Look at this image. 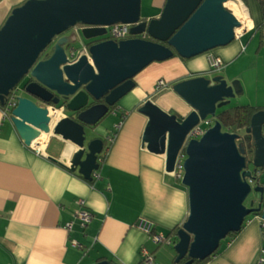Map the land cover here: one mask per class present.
<instances>
[{"label": "water", "instance_id": "water-1", "mask_svg": "<svg viewBox=\"0 0 264 264\" xmlns=\"http://www.w3.org/2000/svg\"><path fill=\"white\" fill-rule=\"evenodd\" d=\"M228 0H166L158 17L143 18L142 0H25L14 7L0 28V104L11 91L22 90L10 120L27 146L42 133L73 142L70 169L91 180L104 149L100 137L88 139L95 126L118 101L136 86L135 76L154 61L179 55L192 58L232 42L241 27ZM131 24V37L93 42L107 33L106 26ZM83 25L89 56L77 53L67 31ZM146 33L148 38L140 37ZM166 42V43H164ZM71 46V47H70ZM26 81L20 85L23 79ZM176 93L161 107L151 98L138 111L148 120L142 145L164 155L165 170L174 171L180 152L186 154L181 179L188 189L189 212L177 230L175 262L193 264L212 256L229 233L240 232L250 214L261 212L264 221V109L253 114L246 131L252 157L242 135L224 131L219 108L243 93L239 80L222 74L180 79L170 88ZM92 101H99L90 105ZM78 112L64 115L49 104ZM40 102L46 103L42 106ZM214 124L200 136L189 132L203 119ZM91 128V129H89ZM57 161L56 158H51ZM251 180L259 183L252 185ZM252 193L259 202L248 204ZM264 238V233H263ZM93 264H117L101 259Z\"/></svg>", "mask_w": 264, "mask_h": 264}, {"label": "crops", "instance_id": "crops-1", "mask_svg": "<svg viewBox=\"0 0 264 264\" xmlns=\"http://www.w3.org/2000/svg\"><path fill=\"white\" fill-rule=\"evenodd\" d=\"M24 1L0 0V28L12 9ZM243 1L240 8L247 12L251 26L244 25L240 37L192 58L176 55L154 61L135 76V88L113 108L119 123L111 127L99 121L90 132L103 138L105 144L91 180L70 169L71 156L78 148L73 142L59 135L47 142L43 133L41 142L50 144L46 150H40L39 142L27 146L0 107L1 259L7 264H93L105 258L121 264H145L141 258V247L145 246L154 255L152 264H174V247L167 242L156 244L138 223L150 221L154 232L174 236L167 233L181 226L188 215V189L179 177L165 170L164 155L142 145L148 118L138 107L149 98L164 107L176 95L170 88H156L163 78L172 81L222 74L228 80L241 79L245 87L237 96H244L248 85L238 74L229 73L230 66L239 65L237 60L243 56L254 59L245 53L255 45L250 39L245 42L244 37L252 33L253 38L264 30V19L259 0ZM148 2L151 7L141 13L147 19L158 17L166 0ZM208 54L222 58V70L210 68ZM255 98L249 95L248 103L264 106L260 94L257 103ZM82 208L93 215L85 228L77 218ZM70 222L69 230L66 226ZM250 222L247 220L237 236L224 241V246L202 264H255L264 248L263 229L261 224ZM73 239L82 245L74 246Z\"/></svg>", "mask_w": 264, "mask_h": 264}, {"label": "built area", "instance_id": "built-area-1", "mask_svg": "<svg viewBox=\"0 0 264 264\" xmlns=\"http://www.w3.org/2000/svg\"><path fill=\"white\" fill-rule=\"evenodd\" d=\"M228 1H231L235 4H237L239 7H244V5H245L243 0H228ZM226 6H227V4H226ZM227 7L232 11L230 6H227ZM232 13H233V11H232ZM240 22H241V27H240L241 30L239 31L238 28L235 29L236 37L241 36V33H242L244 25H245V23L243 21H240ZM82 26L83 25H76L73 28L75 30H80L82 28ZM131 26L132 25L128 24V23H117V24H113L111 26H106L107 33L104 34L102 37L105 39L113 38L116 40L128 38L130 36ZM74 34H75V32H73L72 35H74ZM139 36L145 38L146 33L140 34ZM77 53H80V54L86 53L90 59V54H89L86 46H83V47L77 49L76 51L71 50L68 53V56L70 59H73L76 57ZM207 60H208V64H209L210 68L214 71L222 70V68L224 67V62H223L222 58L219 56H216L214 54H208ZM167 85H168V83L166 82V80L159 79L157 81L156 88L157 89L166 88ZM16 104H17L16 94L13 93L6 100L5 108H4L5 114L9 115L10 111L12 110V108H14L16 106ZM212 123H213L212 118H205V119L201 120L189 132L188 139L200 138V136L206 131L208 126H210ZM34 146L35 145L32 143V145L30 147H34ZM40 150L43 151L41 148H40ZM185 158H186V154L184 152H180L178 157H177L176 163H175L174 171H172V173L175 174L177 177H179V179H182V176H183V171H184L183 162H184ZM259 182L264 183V174H261V178H260ZM259 182L256 180H251V183L253 186L258 184ZM92 216H93L92 212L86 208H82L81 210H79L77 213V218L79 220L81 227L85 228L88 225V223L90 222ZM138 226L140 228H142L143 230H145L146 232H148L149 234H151V238L156 244H161L162 242H167V244L173 246L176 242L175 236L166 237V235L154 232V226L150 221L141 220L138 223ZM261 226H262V229H264V221L263 220H261ZM66 227L70 230L72 228V222L68 223ZM71 243L77 247H80L82 245L78 240H75V239H73L71 241ZM141 258L145 264H152L154 262V255L145 246L141 247ZM255 264H264V248L261 249L260 254L256 259Z\"/></svg>", "mask_w": 264, "mask_h": 264}, {"label": "rangeland", "instance_id": "rangeland-1", "mask_svg": "<svg viewBox=\"0 0 264 264\" xmlns=\"http://www.w3.org/2000/svg\"><path fill=\"white\" fill-rule=\"evenodd\" d=\"M147 7H149V8L151 7L148 0H142V9H143L141 12L142 14L147 12V10H146ZM152 10H150L149 12L152 13ZM263 27H264V25H263ZM73 32L76 33L77 39L72 41L71 45L76 47V48H81L82 44L84 42H86L85 41L86 39L81 34L80 30H75L74 28H71L66 33H67V35H72ZM251 34L252 33H248L244 37V40H245V42H247L250 39L249 43H252L255 46L254 47L250 46L248 51L245 54H248L250 56L253 55L254 59L249 60V58L243 56L240 60L239 59L237 60V64H239V65H234L235 64L234 63L233 64L234 66L231 65L230 70H229V73H232L234 75L238 74L239 76L242 77V79H244L246 81V83L248 85V88H247L248 91L246 92V90L244 89V96L242 95L241 97H238V96L234 97L224 107L219 108L217 110L218 113L224 108L233 107L235 105L249 104L248 101L251 102V100H248L249 95L255 98L256 96L258 97V95L260 94V96H262V98H264V30H260V32L257 35H255V37H253V38H251ZM104 39L105 38H103L102 36H99V37H96L92 40H94L93 42H98V41H101ZM237 39H239V38H237ZM239 80L241 82V79H239ZM25 81H26V79L24 78L21 81L20 85H22ZM241 84H242V82H241ZM171 85L172 84L169 85V83H168L167 87H170ZM242 86H243V84H242ZM162 89H160V90H162ZM21 92H22V90L17 89L18 94L24 93V92H22V93ZM256 98H255V103H257ZM250 105H253V104H250ZM51 106L53 108L57 109L58 112L62 113L58 106H54V105H51ZM63 112L65 113L66 111L63 110ZM119 121L120 120L117 119V117H115L113 109H110V111L100 120L99 124L113 127L114 125H116L113 123L114 122L119 123ZM95 135H96L95 133H92V134H88L87 137H88V139H91ZM55 137H57V136L54 135L52 132L44 135V138H46L47 142L50 141L51 139L55 138ZM252 195H254V193L251 194L250 197L246 200L247 204H248L249 199L251 198ZM258 216L254 215V214H250L248 217V221L256 222L260 225L261 219ZM250 223H247V224H250ZM226 240L227 239H224L222 241L220 248H222L224 246L223 244H224V241H226ZM162 247H166V246H162ZM0 264H7V262L3 258L2 259L0 258Z\"/></svg>", "mask_w": 264, "mask_h": 264}, {"label": "trees", "instance_id": "trees-1", "mask_svg": "<svg viewBox=\"0 0 264 264\" xmlns=\"http://www.w3.org/2000/svg\"><path fill=\"white\" fill-rule=\"evenodd\" d=\"M259 3L261 6L262 15H263V19H264V0H259ZM129 37H131V35ZM146 38H148V36H146ZM164 43H166V42H164ZM176 55L177 54H175L174 57H177ZM164 80H166V79H164ZM176 81H178V80H176V79H173L172 81L166 80V82H168V83H170V82L174 83ZM0 107L4 109L5 105L0 104ZM260 109H264V106H255V105H250V104L235 105L233 107H228V108L222 109L217 115V119L221 122L222 129L224 131L236 132V133H239L242 135V138H241V140H239V142L243 143V147L246 150V155L248 158L252 157V145H251V140L249 139L250 134L247 133L246 129L250 125L251 118H252L253 114L256 113ZM254 206H256V205H254ZM254 215H261V212H255ZM248 217L249 216H247V218L245 219V223L247 222ZM179 227L180 226H175L172 229H170L167 233V236H171L173 234L175 236V238L177 239L176 233H177V230ZM263 232H264V229H263ZM238 233L239 232L229 233V235L227 236L226 239H232L235 236H237ZM210 257H212V256H210ZM210 257H208L204 260H195V262L193 264H202L205 261H207ZM175 258H176V256H175ZM175 258H174V264H182L184 261L187 260V257H186V258H183L182 260H180L179 262H175ZM112 261H114L117 264H121L118 261H115V260H112Z\"/></svg>", "mask_w": 264, "mask_h": 264}, {"label": "bare ground", "instance_id": "bare-ground-1", "mask_svg": "<svg viewBox=\"0 0 264 264\" xmlns=\"http://www.w3.org/2000/svg\"><path fill=\"white\" fill-rule=\"evenodd\" d=\"M226 4H227V6H230V8L232 9L233 16L236 20L243 21L247 27L251 26V22H249V20H246L247 19V12L245 10H242L237 4H235L231 1H227ZM238 29H239V31L241 30L240 27ZM42 136H43V133L36 139V141L33 142V144L35 145L36 143L39 142V147L41 149L46 150L50 146V144H46V143L41 142Z\"/></svg>", "mask_w": 264, "mask_h": 264}, {"label": "flooded vegetation", "instance_id": "flooded-vegetation-1", "mask_svg": "<svg viewBox=\"0 0 264 264\" xmlns=\"http://www.w3.org/2000/svg\"><path fill=\"white\" fill-rule=\"evenodd\" d=\"M172 85H173V84H172ZM172 85H171L170 87H166V88H171ZM166 88H163V89H166ZM13 93L16 94V97L19 95L15 90H13V91L10 92V94L8 95L7 98H9L10 95L13 94ZM7 98H6V100H7ZM101 101H102V100H99V101H92V100H91L90 105L93 104V103H96V102H101ZM5 103H6V102H5ZM45 104H46V103H45ZM49 105H53V104H49ZM62 105H63V103H62V101H61V104H60V105H57V106L59 107L60 111H61L64 115H67V114H66V112H67V113H69V116L76 117L77 114L79 113V111H78V112L68 111V110H66V109L64 108V106H62ZM116 105H117V104H115V105H114L113 107H111L110 109H113ZM63 110H65L66 112L64 113ZM207 118H212V119H213V123L210 125V126H212V125L214 124V117L208 116ZM95 126H96V125H95ZM95 126L92 127L93 130H94ZM210 126H208V128H209ZM89 129H91V128H89ZM206 130H207V129H206ZM93 138H94V137H93ZM104 147H105V144H104ZM103 150H104V149H103ZM102 152H103V151H102ZM252 194H253V193H252ZM259 196H260L259 193H254V195H252L251 198L249 199V202H250L251 200H255V204H254V205L257 206V204H258V202H259ZM249 197H250V196H249ZM249 202H248V203H249Z\"/></svg>", "mask_w": 264, "mask_h": 264}, {"label": "clouds", "instance_id": "clouds-1", "mask_svg": "<svg viewBox=\"0 0 264 264\" xmlns=\"http://www.w3.org/2000/svg\"><path fill=\"white\" fill-rule=\"evenodd\" d=\"M256 216H258V215H256ZM259 218H260V216H258ZM264 233V232H263ZM176 239V238H175ZM177 240V239H176Z\"/></svg>", "mask_w": 264, "mask_h": 264}]
</instances>
